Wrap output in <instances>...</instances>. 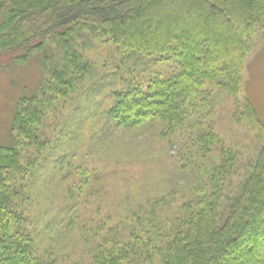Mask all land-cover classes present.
Instances as JSON below:
<instances>
[{
	"label": "trees",
	"instance_id": "obj_1",
	"mask_svg": "<svg viewBox=\"0 0 264 264\" xmlns=\"http://www.w3.org/2000/svg\"><path fill=\"white\" fill-rule=\"evenodd\" d=\"M260 31L264 0H0V59L15 65L36 49L45 74L35 94L17 101L14 136L0 146V264L69 262L40 247L47 232L31 228V186L46 156L39 162L24 151L41 152L45 111L52 114L82 89L95 67L77 51L81 36L117 55L112 62L119 73L109 80L112 102L99 112L98 138L103 128L133 136L159 128L177 150L173 178L187 184L136 203L108 227H85L77 210L88 170L67 153L49 172L39 169L62 201L51 227L64 225L80 237L87 264H142L154 257L159 264H264V123L243 96L242 78ZM155 55L170 63V74H149L148 57ZM50 57L56 62L45 72ZM228 98L235 123L256 141L246 158L215 131V111ZM78 170L80 182L68 185L67 176Z\"/></svg>",
	"mask_w": 264,
	"mask_h": 264
},
{
	"label": "rangeland",
	"instance_id": "obj_2",
	"mask_svg": "<svg viewBox=\"0 0 264 264\" xmlns=\"http://www.w3.org/2000/svg\"><path fill=\"white\" fill-rule=\"evenodd\" d=\"M77 43V51L84 55L82 62L85 63L87 59L91 64H95V67L87 72L91 75L86 78L82 89L77 90L75 94L73 91L70 99H60L63 102L57 105L52 114L49 115L50 111H45L46 119L40 125V131L43 133L40 140L46 141L44 147L39 154L33 149L24 151V157L37 155L40 162L46 156L36 170L37 175L31 186L34 194L30 198L28 209L33 222L31 228L35 226L42 234L47 232L40 238L39 246L52 247L60 257L69 260L68 264L83 259L84 264H87L88 258L82 253L80 237L70 233L69 229L62 228L64 225L52 228L48 223L55 207L62 201L53 193L56 191L54 187L42 180L40 170L42 173L49 172L54 160L67 153L73 155V165L82 166V170L87 167L88 186L84 188L77 210L79 223L87 227H108L117 222L123 212L127 213L129 207L134 208L136 203H141L148 197L162 195L173 185L177 188L187 184V181L185 178L174 180L172 171H175L176 166L173 156L177 150L174 145L169 146L167 141L158 135L159 128L148 127L142 131L144 133L136 136H133L132 132L112 133L111 129L107 131V128H103L102 136L98 138V133L104 126L102 122L99 124V115L104 107L112 102L113 89L109 88V80L119 73L114 71L115 62H112L117 55L113 53L115 49L106 46L102 48L90 36H81ZM45 44L51 49L55 48L51 40ZM254 44V50L243 65V96L254 105L259 119L264 123V31L256 34ZM42 52L44 53V50ZM41 54V51L34 49L24 62L15 65L10 64L11 58L0 59V146L9 145L14 136L11 126L17 101L35 94L45 79L42 66L37 62L40 61ZM48 55H51L50 52ZM160 56L148 57L146 66L149 68V74L164 76L171 73L170 63L162 61ZM55 62L50 57L45 72H48ZM43 100L41 98L40 103ZM215 112V131L227 145L242 152L246 158L247 151L252 150L256 141L248 129L235 123L234 102L229 98L225 99ZM22 121L23 126L28 124L24 116ZM72 147L76 149L74 153ZM22 161H25V158ZM82 170L69 173L68 185H78ZM45 226L50 229H45ZM142 264H159V261L154 257L150 263Z\"/></svg>",
	"mask_w": 264,
	"mask_h": 264
}]
</instances>
